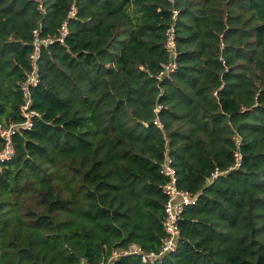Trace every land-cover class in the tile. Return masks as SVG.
<instances>
[{"label": "trees", "instance_id": "trees-1", "mask_svg": "<svg viewBox=\"0 0 264 264\" xmlns=\"http://www.w3.org/2000/svg\"><path fill=\"white\" fill-rule=\"evenodd\" d=\"M173 23L178 68L160 80ZM36 43L33 126L0 163V264L159 251L166 153L198 195L178 249L115 264H264V0H0L5 125L25 121Z\"/></svg>", "mask_w": 264, "mask_h": 264}, {"label": "built area", "instance_id": "built-area-1", "mask_svg": "<svg viewBox=\"0 0 264 264\" xmlns=\"http://www.w3.org/2000/svg\"><path fill=\"white\" fill-rule=\"evenodd\" d=\"M178 13V9H173L174 20L177 18ZM66 34L67 28L66 26H64L59 40H63ZM51 41L52 40L47 39L44 42L48 43ZM164 47L169 56V60L168 62L162 64V70L157 75V78L160 80L165 77H169L178 68V51L175 23H173L166 31ZM39 53L40 44L36 45V50L34 54L35 61L32 64V71L28 74L26 81L22 85L23 95L25 99V103L22 106V113L25 117V121L21 124L10 125H5L2 121H0V137L3 140V145L0 149V163L7 162L13 159L15 155L13 135L18 130L19 126H23L27 129H31L33 126V113L29 110L30 105L32 103L30 89L32 86L37 85L39 82L37 64ZM222 61L224 64H226L224 58H222ZM162 108L163 105L158 104L154 109L157 116L159 115V112L162 110ZM155 124H157L162 129L164 127L161 121L159 120V117L155 119ZM236 156L239 158V153H236ZM172 162V157L168 153H166L165 160L161 168V173L166 177V183L163 186V191L166 195V202L164 206V226L166 235L163 239L161 249L159 251H145L138 244L133 243L123 250L113 251L110 256L96 264H115L117 259L128 255H138L140 256L143 262L157 263L160 262L165 255L171 252H175L178 249L179 241L181 238L180 219L182 217L183 212L185 211V208L188 205L196 203L198 195H192L190 191L179 188L177 170L172 165ZM218 175L219 172L213 173L211 180H215Z\"/></svg>", "mask_w": 264, "mask_h": 264}]
</instances>
